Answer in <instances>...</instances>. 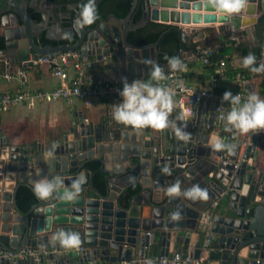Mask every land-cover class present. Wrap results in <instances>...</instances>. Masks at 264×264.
Instances as JSON below:
<instances>
[{
    "label": "water",
    "instance_id": "water-1",
    "mask_svg": "<svg viewBox=\"0 0 264 264\" xmlns=\"http://www.w3.org/2000/svg\"><path fill=\"white\" fill-rule=\"evenodd\" d=\"M4 1L3 10L12 14L1 21L5 47L0 49V66L10 70L13 65H28L30 58L77 50L94 60L96 78L116 82L148 76L150 65L145 61L149 59L170 71L168 62L159 60V41L129 40L131 33L150 23L176 26L184 41L192 44L219 22V31L227 30L233 37L241 34L251 40V47L259 44L258 33L264 28V0H248L246 15L241 12L231 18H223L203 0H132L125 17L110 13L83 28L76 24L81 8L74 6L70 34L76 41L46 47L37 41L41 32L47 30L48 37L58 32L62 40V23H53L46 15L36 21L28 10L33 1ZM102 1L95 0L96 7ZM200 48H182L180 59L192 60ZM112 113L94 121L83 111L71 112L66 127L35 141H14L0 127V264H88L94 259L115 262L174 252L193 259L176 264H264V144L260 136L226 132L225 122L221 130H210L208 125L216 121L214 102L208 107L195 105L184 121L170 119L190 133L187 142L179 140L172 128L134 129L117 123ZM220 138L232 145L231 154L213 149ZM94 162L104 173V188L94 183L90 168ZM165 167L170 175L162 172ZM56 178L62 181L59 191L38 199L34 184ZM76 181L79 196L72 201L61 199ZM176 181L182 193L198 184L208 198L169 197L166 191ZM22 184L36 196L25 212L16 199ZM213 200L218 201L209 225L213 236L205 245L207 228L200 220ZM174 212L180 213V219H172ZM61 229L80 233L83 243L78 250L51 243L52 235ZM24 249L39 250L38 259L31 254L21 257Z\"/></svg>",
    "mask_w": 264,
    "mask_h": 264
},
{
    "label": "clouds",
    "instance_id": "clouds-1",
    "mask_svg": "<svg viewBox=\"0 0 264 264\" xmlns=\"http://www.w3.org/2000/svg\"><path fill=\"white\" fill-rule=\"evenodd\" d=\"M205 6L213 8L223 18H231L233 15L241 13L247 6L248 0H203ZM98 19V13L95 0H87L81 6L79 19L76 24L79 28L90 26ZM65 38H70V33H65ZM168 59V68L170 71H183L185 65L179 57ZM150 65L148 81L133 80L128 82L126 78L122 80L123 87L119 91L121 102L114 104L112 118L120 124L131 126L134 129H143L150 127L157 131L165 129H174L175 136L187 142L190 139V133L177 127L175 122L169 117L174 109L175 102L171 89L160 84V81L166 79L164 69L152 60H146ZM243 68L249 69L252 73H264V62L256 66V56L249 53L241 61ZM222 101L228 102L232 107L226 115L220 116V120L225 122L224 130L226 132H238L240 134L264 132V99L259 95L252 93L242 102L239 94L233 95L226 91L223 94ZM182 119V117H181ZM226 138L217 139L212 145L216 151L227 150L230 154L233 151L232 145L225 142ZM165 174H171L170 169H162ZM62 187V181L59 178L55 180H42L34 184L33 191L38 199L45 200L57 193ZM81 191L80 182L76 181L72 185V190H65L61 199L75 200ZM169 197H178L184 195L186 198L196 200H206L207 191L198 184L181 192L179 181L170 185L166 191ZM173 220L180 219V213L171 214ZM51 243H58L65 249H79L83 243L81 235L78 232H65L58 230L51 237ZM151 264V262H149Z\"/></svg>",
    "mask_w": 264,
    "mask_h": 264
},
{
    "label": "built area",
    "instance_id": "built-area-1",
    "mask_svg": "<svg viewBox=\"0 0 264 264\" xmlns=\"http://www.w3.org/2000/svg\"><path fill=\"white\" fill-rule=\"evenodd\" d=\"M221 49V46L201 47L198 49V58L205 64L213 67V72L210 75L209 85L206 87H197L185 80L184 71H165L166 79L160 81V84L166 88L171 89L173 98L178 102L179 120L184 121L193 113L195 105H202L208 107L211 102L215 103L216 121L213 126L208 125L212 131L221 130L220 116L226 115L231 109L228 102L222 101L223 94L230 91L233 95L239 94L242 102L252 94L251 91L244 88L241 90H226L218 92L216 90L217 81L226 76L228 67L227 61L222 58L213 60L212 56ZM28 65L17 66V69L12 71L0 69V79L4 78L7 81L17 79L19 81V88L16 91H3L0 93V113L10 110L12 107L26 104L35 105L38 103H53L64 100L69 103L81 99L86 103H91L94 97H109L117 96L119 98V91L122 89V80L119 82L108 81L103 78H96L93 74L94 60L88 56H81L77 50H68L58 53L57 55L42 56L39 59L30 58ZM40 64L47 65L52 75L60 80L57 87L39 90H28L25 88L27 84L28 67H36ZM6 69V68H5ZM237 77L244 79L242 73H237ZM141 81H148L150 75L144 78H136ZM136 79H127L131 82ZM182 117V119H181ZM259 136V133H254ZM218 201L213 200L202 213L201 226L207 228L204 244L210 242L213 233L210 231V219L213 209L217 206ZM39 250L24 249L20 256L28 254L34 255L38 259ZM192 257L188 254L184 259L180 253L175 252L170 256H155V257H132L122 259L115 262L106 260H91L88 264H176L181 262H192Z\"/></svg>",
    "mask_w": 264,
    "mask_h": 264
},
{
    "label": "crops",
    "instance_id": "crops-1",
    "mask_svg": "<svg viewBox=\"0 0 264 264\" xmlns=\"http://www.w3.org/2000/svg\"><path fill=\"white\" fill-rule=\"evenodd\" d=\"M242 14L246 15L245 9L242 11ZM111 21H114V19H111ZM225 24L230 25V21ZM200 25L206 27L210 24L201 23ZM221 25L222 24L219 22L212 24L210 33L204 34L200 40L195 42L198 46L203 48L220 45L221 48L228 50L225 57L228 58L229 61L227 62L228 67L226 76L217 81L216 90L224 92L226 90H241L246 88L252 93L259 95L261 99H264V93L261 92L262 85H264V75H261L260 73H252L249 69L243 68L241 64L238 65L233 63V61L245 57L237 48L239 44L253 48L250 45L251 40L244 39L241 34L237 37H233L227 30L219 31L218 27ZM242 28L243 27H241V29ZM262 37H264V28L258 33L259 42ZM189 58L190 56L187 55V59ZM184 65L186 67L183 71L186 73L185 80L187 82L194 84L197 87H206L209 85V79L213 72V67L206 66L198 58L197 54L192 56V60H188ZM0 69L6 70L5 66H0ZM16 69L17 66L13 65L11 67L12 71ZM242 70L246 71V73L249 72L248 75L242 73L245 76L244 79L237 77V73H241ZM96 72L97 70L94 69L93 74ZM59 83L60 80L51 74L47 65L40 64L36 67H28L26 89L51 90L57 87ZM18 88L19 81L16 78L11 81H7L4 78L0 79V93L3 91H16ZM173 100L175 106L169 119L174 118L175 122L178 123V102L175 98H173ZM119 102H121V98L117 96H109L94 97L91 99V103H86L84 100L78 99L73 103L60 100L48 104H21L8 110H14L12 118L3 115V113L8 111L0 113V127L9 134L14 141L25 142L35 141L36 139L42 140L49 133L57 132L66 127L69 123L71 112L83 111L86 116H90L94 121H98L100 117L107 115L110 110L114 111V104ZM259 136L261 137V143L264 144V132H260Z\"/></svg>",
    "mask_w": 264,
    "mask_h": 264
},
{
    "label": "trees",
    "instance_id": "trees-1",
    "mask_svg": "<svg viewBox=\"0 0 264 264\" xmlns=\"http://www.w3.org/2000/svg\"><path fill=\"white\" fill-rule=\"evenodd\" d=\"M56 1V0H54ZM66 2L77 3L78 9L81 8L83 4L87 2V0H65ZM66 5V4H65ZM132 6V0H103L96 8L98 13V19L107 17L108 14L113 13L118 17H125L130 8ZM76 11V10H75ZM74 11V13H75ZM140 17V13L136 14L135 19L137 20ZM71 18L65 22V25L71 24ZM129 40L133 43L138 44H147L155 41H159V60L160 62H168L167 58L171 57H179L180 58V50L182 48H197L196 43L189 44L184 41V37L182 32L178 29V27H171L168 24L163 23H150L137 31L133 32L129 36ZM242 55L247 56L249 53H253L256 56V66L264 59V37L260 40L259 44L253 48L248 46H244L239 44L237 47ZM228 50L221 48L217 53L212 56L213 60H219L224 58L227 62L228 58L226 57V53ZM211 66V65H206ZM212 67V66H211ZM241 73H246V71H241ZM184 76L186 73L184 72ZM219 92V91H218ZM262 93H264V85H262ZM91 170L93 172V180L97 187L104 188V173L99 168V163L94 162L91 164ZM17 204L19 205L22 211H27L32 204L36 202V196L29 186L26 184H22L17 191Z\"/></svg>",
    "mask_w": 264,
    "mask_h": 264
},
{
    "label": "flooded vegetation",
    "instance_id": "flooded-vegetation-1",
    "mask_svg": "<svg viewBox=\"0 0 264 264\" xmlns=\"http://www.w3.org/2000/svg\"><path fill=\"white\" fill-rule=\"evenodd\" d=\"M21 1V0H20ZM29 3L32 1L34 2L32 7H28V10L31 12L32 17L36 21L42 20V15H46L51 18L53 23H62L63 33L62 37L63 39H58L59 33L55 32L52 37H48L47 30L41 32L38 43L42 44L43 46H56L60 44H66V43H74L76 41L75 36H70V38H65V33H71L70 25H65V22L68 21L71 16L74 14V11L76 10L73 8L74 6L78 5L77 3L72 2H65V0H26ZM66 4V5H65ZM7 3L4 0H0V49H3L5 47V37H4V28L1 26V21L3 16H8L9 19H11L12 10L4 11L3 9L6 8Z\"/></svg>",
    "mask_w": 264,
    "mask_h": 264
},
{
    "label": "rangeland",
    "instance_id": "rangeland-1",
    "mask_svg": "<svg viewBox=\"0 0 264 264\" xmlns=\"http://www.w3.org/2000/svg\"><path fill=\"white\" fill-rule=\"evenodd\" d=\"M13 113H14V110H11V111L3 113V115L4 116H9V118H12L13 117Z\"/></svg>",
    "mask_w": 264,
    "mask_h": 264
}]
</instances>
